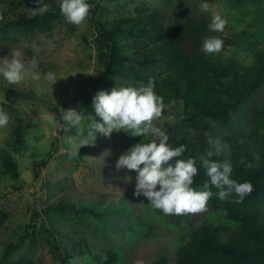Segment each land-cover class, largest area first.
<instances>
[{
    "label": "trees",
    "instance_id": "1",
    "mask_svg": "<svg viewBox=\"0 0 264 264\" xmlns=\"http://www.w3.org/2000/svg\"><path fill=\"white\" fill-rule=\"evenodd\" d=\"M178 1L171 10L155 8L149 11L146 7H138L135 15L110 21L100 18L105 8L102 0H87L93 4L91 19L103 72L110 80L130 76L140 77L147 83L151 78L155 81L156 94L166 104L164 112L172 111L173 106L181 108L180 119L163 120L168 143L172 147L186 146L185 153L171 161L173 165L175 159H185V156H193L196 166L201 165L200 157L212 149L208 136L220 137L222 142L230 145L231 178L237 182L250 181L253 191L241 203H234L235 194L221 201L219 190L210 186L213 195L206 210L185 215H165L153 208L145 197H136L126 189L84 194L76 191L74 198L61 197L48 202L42 209L37 208L34 200L30 218L40 222L52 254L62 264H73L72 258L76 256L83 258V264H124L126 260L115 243L106 248L92 247L86 237L50 226L52 212L84 216L88 219L86 228L95 233L111 227L115 231L122 230L131 238H149L158 224L168 227L175 233L171 237L174 245L165 243L160 247L156 264H264V130H260L264 119V19L258 31L229 30L228 35L222 36L225 43L238 38L256 46L258 50L253 60L246 65L222 62L201 50L209 22L204 13L196 10L198 4L191 1L190 6ZM44 3L49 5V10L43 16L29 14L24 6L13 11V17L9 10H1L4 19L0 20V32L4 34L6 29L15 26L50 31L61 13L59 0H44ZM20 4L15 2L13 7ZM124 30L134 36L126 38L124 43L146 39L147 46L137 51H124L123 43L118 39ZM161 64L164 72L159 70ZM28 89L11 86L9 92L21 97L34 96L33 90ZM56 121L65 124L60 117ZM14 130L20 138L21 126L16 125ZM118 136L116 131L108 137L96 133L94 143L79 149L81 155L89 151L98 153L100 164L95 174L99 179L112 176V164L120 156L122 147ZM252 140L255 147L251 146ZM80 154L76 156L78 160L82 159ZM255 155L259 156L258 160L254 159ZM49 156L50 152H47L36 162L37 172ZM212 158L223 160L224 155H213ZM248 163L254 166L246 168ZM6 168L17 175L13 159L6 158ZM87 168L86 175L91 174L95 166L87 162ZM207 180L197 172L192 186L202 190ZM138 209L144 212L141 221L136 219ZM102 235L111 236V233L104 231ZM16 246L8 244L0 264H27L20 259L6 260L9 251Z\"/></svg>",
    "mask_w": 264,
    "mask_h": 264
},
{
    "label": "rangeland",
    "instance_id": "2",
    "mask_svg": "<svg viewBox=\"0 0 264 264\" xmlns=\"http://www.w3.org/2000/svg\"><path fill=\"white\" fill-rule=\"evenodd\" d=\"M18 1L21 4L13 7ZM191 1L198 6L202 2L209 3L227 20L223 32H213L208 27L206 37L219 36L222 39V36L229 34V30L244 28L255 32L261 28L264 19V0H182L190 6ZM178 2V0H102L105 8L100 18L112 21L119 20L122 16H133L138 7H146L149 11L155 8L162 11L171 10L174 3ZM89 4L91 5L89 15L80 25L68 22L60 13L50 31H44L40 27L25 30L15 26L6 29L4 34L0 32V51L4 50L0 57L10 55L13 49H19L26 64L33 57L38 60V67L32 71L41 77L34 80L28 76L19 84H9L0 75V107H3L10 116L9 124L0 127V262L3 261L4 249L13 243L17 246L9 251L6 260L20 259L27 264H62L52 254L40 222L30 218L34 200L37 201V208L42 209L48 202L57 201L61 197L74 198L76 191L84 194L97 190L119 192L126 189L131 194L134 193L137 175L135 171L117 170L114 161L111 168L112 176L99 179L95 174L100 164L98 153L90 151L84 155L79 153L82 156L81 160L77 157L69 158L68 155L69 145L66 142L68 136L85 138L92 119L99 123L103 122L96 114L92 103L98 91L110 92L116 86L146 84L140 77L123 76L110 80L107 74H104V66L98 57L99 48L95 41L96 31L91 19L93 4ZM22 6L27 8L29 14L31 8L38 7L34 0H0V11L9 10L11 17L14 16L13 11ZM196 10L201 13L199 7ZM204 14L210 23V13ZM128 37L134 38L128 30L118 35L124 51H137L148 44L146 39L144 42L135 43L127 40L128 43H124ZM257 50L256 46L247 44V40L234 38L226 43L223 40V47L219 53L207 55L222 62L235 61L240 65H246L253 60ZM159 70L164 72V65L161 64ZM47 72H53L58 79L53 85L44 79ZM19 85L22 89L29 88L30 92L33 90L34 96L21 97L9 92L11 86ZM70 107L83 113L79 126L73 127L56 121L63 109ZM170 109L172 111L163 112V120L180 119L181 108L173 106ZM16 125L21 126L20 138L14 130ZM61 128L65 129L60 131ZM260 130H264V119ZM118 133L120 145L122 144L120 154L143 139L132 137L123 131ZM188 133L191 134V131ZM254 145L252 140L251 146L255 147ZM47 152H50L47 163L38 167L37 172L36 162L41 161ZM223 155L224 159H228L227 151ZM192 157L184 158L186 160ZM6 158L15 161L17 175L7 170ZM87 162L95 166V169L86 175ZM196 167L198 174L208 178L202 164H197ZM127 177L131 179L128 180ZM142 211L143 209H138L136 213V219L139 221L142 220L141 215L144 213ZM51 218L50 226L58 227L62 232L68 230L75 236L86 237L92 247L106 248L115 243L123 251L126 260L124 264H136L137 261H142L143 264H156L160 247L165 243L174 245L171 238L175 234L174 231L159 224L155 225L149 238H131L122 230L115 231L111 227L95 233L86 228L88 219L84 216L52 212ZM104 231L111 233V236H103ZM83 262V258L78 256L72 258L73 264Z\"/></svg>",
    "mask_w": 264,
    "mask_h": 264
},
{
    "label": "clouds",
    "instance_id": "3",
    "mask_svg": "<svg viewBox=\"0 0 264 264\" xmlns=\"http://www.w3.org/2000/svg\"><path fill=\"white\" fill-rule=\"evenodd\" d=\"M34 3L38 7L31 8L33 16H43L48 12L49 5L44 3V0H34ZM90 7L87 0H59L61 13L74 25L85 21ZM199 10L202 13H210L208 27L211 31H224L227 20L209 3H200ZM3 19L0 14V20ZM222 47L223 40L219 36H208L204 38L201 50L206 54H214L219 53ZM37 67L38 60L33 57L26 64L19 49H13L10 55L0 57V75L9 84H19L28 76L39 80L40 75L32 71ZM44 79L52 85L58 80L53 72H47ZM92 103L103 122L92 119L85 138H66L69 158L79 156L82 146L94 143L96 133L108 137L113 131H123L132 137H143L139 143L133 144L120 154L115 167L117 170L135 171L137 175L133 195L145 197L153 208L161 210L165 215L198 214L205 211L207 202L213 195L210 186L219 190L218 198L221 201H226L235 194L234 203H241L253 191L250 181L237 182L231 178L233 166L230 159H212L213 155L222 156L226 151L230 156V145L222 142L220 137L208 136L212 149L200 157L205 175L209 178L203 183L202 190L192 186L198 172L195 159H175L174 165L171 163L174 158L185 153L186 146L181 144L179 147H172L168 143L169 136L163 123L165 104L163 98L155 92L153 79L149 78L146 84L139 86L128 84L113 87L110 92L100 90L94 95ZM82 114L81 111L70 107L63 109L60 119L66 125L76 127L81 123ZM9 122L10 116L0 107V127H6ZM254 159L258 160L259 156L255 155ZM253 166L251 163L245 164L246 168ZM126 179L130 180L131 177ZM136 264L143 262L137 261Z\"/></svg>",
    "mask_w": 264,
    "mask_h": 264
}]
</instances>
